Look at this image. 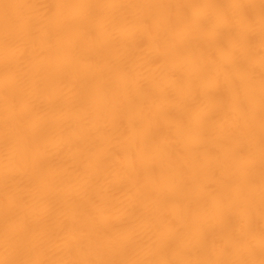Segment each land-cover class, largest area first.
<instances>
[{
	"label": "bare ground",
	"instance_id": "bare-ground-1",
	"mask_svg": "<svg viewBox=\"0 0 264 264\" xmlns=\"http://www.w3.org/2000/svg\"><path fill=\"white\" fill-rule=\"evenodd\" d=\"M0 264H264V0H0Z\"/></svg>",
	"mask_w": 264,
	"mask_h": 264
}]
</instances>
